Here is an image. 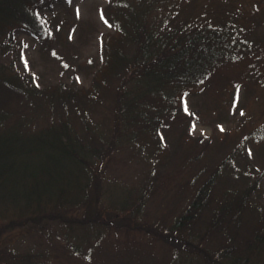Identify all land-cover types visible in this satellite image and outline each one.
Here are the masks:
<instances>
[{"label":"trees","instance_id":"obj_1","mask_svg":"<svg viewBox=\"0 0 264 264\" xmlns=\"http://www.w3.org/2000/svg\"><path fill=\"white\" fill-rule=\"evenodd\" d=\"M64 1L0 0V55L15 49V34L4 30L15 24L37 43L42 75L47 64L58 59L60 78L46 83L41 73L21 75L12 59L0 61V216L10 206L19 217L0 225V264H47L40 255L8 251L1 238L14 227L40 233L51 222L62 228L134 225L150 234L151 241L156 239L179 256L195 254L205 264H264L259 176L253 177L254 172L242 165L232 167L230 155L237 144L223 158L212 150L189 152L185 162L194 168L191 179L200 180L172 223V232L138 223L136 215L146 195L142 187L135 189V197L123 190L121 197L108 195L106 204L101 200L100 166L115 149L122 129L160 125L168 113L195 119L196 113L183 115L174 103L180 106L184 94L196 96L202 83L222 75V65L250 46H261L263 36L248 38L256 29L244 27L248 16L238 8L240 0H211L199 13L192 9L198 0H108L103 17L110 32L101 38V61L85 64L70 54L75 48L70 33L64 31L61 37V29L53 25L52 18L60 14L54 6L64 8ZM79 72L84 77L91 74L89 85L75 83ZM102 86L113 95L114 129L106 134L97 132L105 122L90 119ZM222 133L228 140L230 131ZM36 155V165L30 166L27 158ZM212 235H217L218 244L203 248ZM131 256L138 257L137 251Z\"/></svg>","mask_w":264,"mask_h":264},{"label":"rangeland","instance_id":"obj_2","mask_svg":"<svg viewBox=\"0 0 264 264\" xmlns=\"http://www.w3.org/2000/svg\"><path fill=\"white\" fill-rule=\"evenodd\" d=\"M210 2L211 0H198L192 9L197 13L202 12ZM255 2H259L260 6L255 7ZM108 6V0H65L64 8L54 6L60 10V14H55L52 18L54 28L61 29V37L65 36L64 31L70 33V43L75 45V48H71L72 57H79L83 63L92 59H96V63L101 61V38L110 32V26L103 17ZM238 6L248 16L244 27L256 29L248 38L252 40L254 37H264V0H240ZM4 30L5 34H15V49L2 53L0 61L8 62L12 59L21 75H42L37 43L15 24ZM261 46H250L246 53L229 64L222 65V75L202 83L204 88L196 96L184 94L180 97V106L178 101L174 103L180 107L183 115L186 113L193 116L192 113H196L195 119L182 115L175 117V113L171 117V113H168L162 115L160 125L140 124L128 130L122 129L115 149L104 166H100L103 175L102 204L107 203L108 195L121 197L123 190L135 197V189L142 187L146 195L136 215L138 223L145 228L172 232V223L184 212L188 197L200 180V176L191 179L194 168L185 162L189 152L197 150L206 153L212 150L223 158L226 153L232 152L231 149L236 144L239 145L237 150L230 155L232 167L242 165L254 172L253 177L259 176L258 195L264 199V40ZM56 60L54 59L56 63L47 64L46 72L42 75L46 83L54 84L60 80L59 63ZM90 76L91 74L84 77L79 72L74 79L75 83L87 86L91 82ZM64 80L69 81L66 78ZM100 95L99 103L96 102L97 105L90 113V119L105 122L103 127L98 126L97 132L106 134L109 129H114L111 112L113 95L104 90V86ZM223 130L230 131L228 140L224 138ZM80 131L84 133L83 130ZM243 134L248 137L242 141ZM35 157L38 156L27 158L30 166L36 165L33 160ZM199 158L201 166L204 161ZM8 208L0 216L1 226L11 219L19 220L12 213V207ZM115 222H119V219ZM46 227L40 233H36L34 229L29 230L27 226L8 228L11 231H5L1 240L8 251L40 255L38 258L46 259L47 264H106L109 260H125L126 264L127 261L131 264H205L195 254L179 256L156 239L155 242L151 241L150 234L135 229L134 225L131 229L125 226L115 228L96 225L62 228L51 222ZM216 236L212 235L210 239L204 240L202 247L213 248L218 244ZM72 245L77 246V250H72ZM135 250L138 257L131 256Z\"/></svg>","mask_w":264,"mask_h":264}]
</instances>
